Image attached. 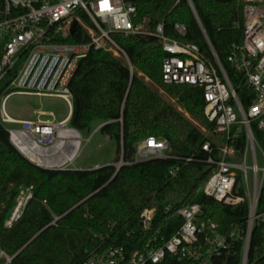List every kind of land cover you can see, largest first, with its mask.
Here are the masks:
<instances>
[{"label":"trees","instance_id":"obj_1","mask_svg":"<svg viewBox=\"0 0 264 264\" xmlns=\"http://www.w3.org/2000/svg\"><path fill=\"white\" fill-rule=\"evenodd\" d=\"M135 6V23L146 21L149 33L162 23L167 36L177 39L174 25H185L187 35L181 41L198 45L212 59L210 44L232 77L227 58L232 46L242 43L244 0H136ZM112 37L130 65L123 55L106 51H92L81 61L71 83L70 126L79 132L102 121L100 132L117 145L114 163L120 156L131 162L138 144L149 138L168 142L169 154L177 159L123 166L117 174L114 165L90 171L45 169L16 149L0 120V252L12 258L11 264H84L92 252L113 244L133 254L149 239L157 240L158 246L161 238L170 239L183 225L176 211L198 204L202 218L216 223L221 235L228 237L234 229L239 233L213 263L244 264L241 238L248 227V201L232 207L200 192L212 170L202 149L209 139L192 123L211 129L201 89L163 84L161 70L167 55L155 37ZM88 39L79 32L69 42ZM3 91L0 86V98ZM235 147L244 151V136ZM191 157L196 161L185 165L183 160ZM176 167L180 168L173 178L170 171ZM23 189H30L32 198L21 219L8 228L6 222ZM145 209L156 210L147 232L140 220ZM262 214L264 193L257 212ZM5 262L2 259L0 264ZM165 264L187 263L170 257ZM245 264H264L261 218L252 229Z\"/></svg>","mask_w":264,"mask_h":264},{"label":"built area","instance_id":"obj_2","mask_svg":"<svg viewBox=\"0 0 264 264\" xmlns=\"http://www.w3.org/2000/svg\"><path fill=\"white\" fill-rule=\"evenodd\" d=\"M135 1L0 0V86H4L0 120L3 124L19 125L8 132L12 144L26 159L45 169L52 163L63 170V166L73 162L82 145L79 132L70 126V118L61 122L14 121L4 108L8 97L14 93L54 97L73 106L71 83L81 61L90 52L123 55L130 65L112 36L155 37L167 55L161 70L163 84L202 91L204 116L213 139L207 137L209 140L202 145L208 153L205 164L212 170L200 192L232 207L249 203L247 232L241 238L245 264L255 221L264 220V214L257 215L264 193V0H244L242 43L233 45L227 58L232 77L209 42L212 59L198 45L181 41L187 35L185 25H174L177 36L174 39L167 36L162 23L152 33L146 30V21L136 24ZM83 16L90 22L86 29L81 24L86 23ZM75 23L77 29L72 35ZM79 32L89 39L69 42ZM44 115L53 116V113ZM241 136L245 148L239 153L235 142ZM169 150L168 142L149 138L138 144L131 162H124L122 157L114 166L117 171L153 159H177ZM183 161L187 165L196 159ZM179 168L170 171L171 177H176ZM23 190L25 194L21 191L6 222L8 228L21 219L32 198L30 189ZM155 213V209H145L140 214L144 231L150 230ZM176 215L183 225L170 239L161 238L160 246L157 240L149 239L142 250L128 254L123 247L113 244L92 252L84 264H165L170 257L187 264H214V256L229 249V241L239 235L237 229L228 237L221 235L216 223L202 218V207L198 204L178 209ZM2 259L6 260L5 264L12 263V258L0 252Z\"/></svg>","mask_w":264,"mask_h":264},{"label":"rangeland","instance_id":"obj_3","mask_svg":"<svg viewBox=\"0 0 264 264\" xmlns=\"http://www.w3.org/2000/svg\"><path fill=\"white\" fill-rule=\"evenodd\" d=\"M82 28H88V24L83 22ZM171 102V101H170ZM2 104H0V107ZM4 108L8 116L14 121H55L61 122L70 118L72 115V104L67 101L54 97H35L26 96L22 94H11L4 104ZM181 113L183 111L178 109ZM53 113V116L44 115L46 113ZM41 113H44L41 115ZM185 114V113H184ZM41 115V116H39ZM186 115V114H185ZM193 125L204 134L205 137L213 139L207 127L201 123L193 122ZM18 127L17 124H14ZM103 125L102 121H94L88 130L79 131L82 138L81 150L75 157L73 162L68 166H63V169H75L90 171L98 168L108 166L110 164H118L121 161V156L117 163L116 150L117 145L114 140L103 135L100 128ZM7 129L14 128L12 124H5ZM68 157V154L66 155ZM48 169H58L50 163ZM25 194V190H22ZM44 203V202H43ZM45 204V203H44ZM58 217L55 216V219Z\"/></svg>","mask_w":264,"mask_h":264},{"label":"water","instance_id":"obj_4","mask_svg":"<svg viewBox=\"0 0 264 264\" xmlns=\"http://www.w3.org/2000/svg\"><path fill=\"white\" fill-rule=\"evenodd\" d=\"M76 29H77V24L75 23V24L73 25L72 29H71V34H72V35L75 33ZM159 45H162V43L159 42ZM119 170H120V169H118V170L116 171V174L118 173ZM193 186H194V184H193ZM141 226H143V224H141Z\"/></svg>","mask_w":264,"mask_h":264},{"label":"crops","instance_id":"obj_5","mask_svg":"<svg viewBox=\"0 0 264 264\" xmlns=\"http://www.w3.org/2000/svg\"><path fill=\"white\" fill-rule=\"evenodd\" d=\"M70 118H71V116H70ZM12 125L14 126V128H17L14 124H12ZM103 125H104V124H103ZM103 125H102V126H103ZM102 126H101V127H102ZM18 127H19V125H18ZM110 165H114V164H110ZM74 170H75V169H74Z\"/></svg>","mask_w":264,"mask_h":264}]
</instances>
